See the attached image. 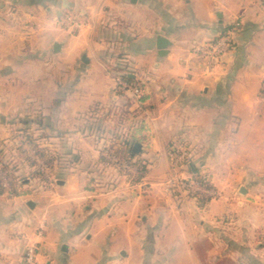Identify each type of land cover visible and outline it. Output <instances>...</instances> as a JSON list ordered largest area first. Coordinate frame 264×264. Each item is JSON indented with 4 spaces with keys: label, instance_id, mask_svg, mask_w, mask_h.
<instances>
[{
    "label": "crops",
    "instance_id": "1",
    "mask_svg": "<svg viewBox=\"0 0 264 264\" xmlns=\"http://www.w3.org/2000/svg\"><path fill=\"white\" fill-rule=\"evenodd\" d=\"M263 79L264 0H0V157L24 176L0 190V264L33 244L40 264H264ZM177 174L216 193L166 191Z\"/></svg>",
    "mask_w": 264,
    "mask_h": 264
},
{
    "label": "built area",
    "instance_id": "2",
    "mask_svg": "<svg viewBox=\"0 0 264 264\" xmlns=\"http://www.w3.org/2000/svg\"><path fill=\"white\" fill-rule=\"evenodd\" d=\"M61 23L66 27L71 29L72 31H75L77 29H80L83 25V22L76 18L74 15L70 13H66L60 17ZM228 37L222 36L217 41H215L212 44L209 45H203L199 50L200 52L206 57L208 66H212V62L217 60L221 57L222 54L225 53V51L228 49L227 47ZM117 88L123 92H130L131 95L134 97L136 101H139L141 98V89L134 85L131 81L128 79H125L122 76H119L117 78ZM262 95H264V83L262 86ZM185 155V154H184ZM38 159V166L42 171H46L48 169V166L46 162H44L42 159ZM183 159V154L177 158V161H181ZM114 161L119 162V159L117 157L113 158ZM121 165L124 168H127L130 170V166L127 164L126 161H121ZM131 172V170H130ZM134 175H138L137 171L131 172ZM141 179V178H140ZM0 181L4 188L10 190V184L9 180L7 179L6 175L0 171ZM143 188L147 190L149 188V184L146 182H142ZM164 186L166 191L173 192L176 189H183L190 192H202L206 190L209 195H214L216 192L212 189L205 188L204 184L201 183V181L191 179L188 176H183L182 174L172 175L169 176L165 182ZM205 191V192H206ZM23 264H40L37 261V252H36V245L33 244L29 246L24 254L23 257Z\"/></svg>",
    "mask_w": 264,
    "mask_h": 264
},
{
    "label": "trees",
    "instance_id": "3",
    "mask_svg": "<svg viewBox=\"0 0 264 264\" xmlns=\"http://www.w3.org/2000/svg\"><path fill=\"white\" fill-rule=\"evenodd\" d=\"M125 78L128 79L129 81H131L134 85L138 86L142 91L141 85L138 84L133 78H130L128 75H125ZM143 98H144V96H142V94H141V99H143ZM27 140L30 141L31 139H27ZM31 142L36 147L37 152L39 153V155L41 157H43L48 163L53 162V158L47 157L46 152L43 148L38 146L33 141H31ZM112 151L115 154H117L121 159H125L126 161H128L131 164H137L139 169H140L141 176L144 175L145 167L142 164V162H140L138 159L134 160L135 154H133L132 146L127 141L119 143L115 148L112 149ZM27 160H29V159H27ZM31 162H33V161L31 160L30 163ZM18 170H19V164L16 161L6 160V159H3L2 157H0V171H2L6 175L7 179L9 180V183L11 185L12 191L15 194H17L19 192L20 187L23 185V179H24V176H22ZM132 180L134 181V178ZM204 180L205 179H203V181ZM135 181H136V179H135ZM205 181L207 182V180H205ZM2 189H3V186L1 185V181H0V190H2ZM263 241H264V235H263Z\"/></svg>",
    "mask_w": 264,
    "mask_h": 264
},
{
    "label": "water",
    "instance_id": "4",
    "mask_svg": "<svg viewBox=\"0 0 264 264\" xmlns=\"http://www.w3.org/2000/svg\"><path fill=\"white\" fill-rule=\"evenodd\" d=\"M170 41L165 37H160L158 41V47L161 49L160 54L166 53V47L169 45ZM59 45L56 44L55 47L57 48ZM142 150V144L140 142L134 143L133 151L135 153H139ZM242 191L245 190L244 188L241 189ZM31 204V203H30Z\"/></svg>",
    "mask_w": 264,
    "mask_h": 264
},
{
    "label": "rangeland",
    "instance_id": "5",
    "mask_svg": "<svg viewBox=\"0 0 264 264\" xmlns=\"http://www.w3.org/2000/svg\"><path fill=\"white\" fill-rule=\"evenodd\" d=\"M263 83H264V79H263ZM260 97H261V99L263 100V102H264V95H261L260 94ZM262 235H264V232L262 233ZM264 242V241H263Z\"/></svg>",
    "mask_w": 264,
    "mask_h": 264
}]
</instances>
